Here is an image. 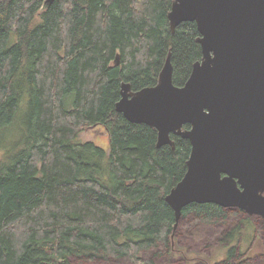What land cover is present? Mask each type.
I'll list each match as a JSON object with an SVG mask.
<instances>
[{"label": "trees", "instance_id": "trees-1", "mask_svg": "<svg viewBox=\"0 0 264 264\" xmlns=\"http://www.w3.org/2000/svg\"><path fill=\"white\" fill-rule=\"evenodd\" d=\"M171 2L0 0V131L27 98L19 149L0 165V264H153L143 255L172 250L183 219L213 225L245 214L191 203L175 225L164 198L186 171L189 142L171 136L174 150L156 148L154 129L115 110L121 83L156 85L169 54L177 87L201 60L194 23L169 31ZM90 128L107 132L108 152L78 141ZM240 228L218 240L228 264H243Z\"/></svg>", "mask_w": 264, "mask_h": 264}, {"label": "water", "instance_id": "water-1", "mask_svg": "<svg viewBox=\"0 0 264 264\" xmlns=\"http://www.w3.org/2000/svg\"><path fill=\"white\" fill-rule=\"evenodd\" d=\"M167 22L171 33L196 25L201 60L177 87L169 54L155 86L121 83L115 110L154 129L156 148L189 142L185 174L164 198L176 224L191 203L264 220V0H172Z\"/></svg>", "mask_w": 264, "mask_h": 264}, {"label": "rangeland", "instance_id": "rangeland-1", "mask_svg": "<svg viewBox=\"0 0 264 264\" xmlns=\"http://www.w3.org/2000/svg\"><path fill=\"white\" fill-rule=\"evenodd\" d=\"M37 20V19H36ZM26 96L20 101V112L14 122L0 131V165L14 147L20 145L21 122L19 117L26 109ZM73 95L67 96L65 105L72 103ZM71 107V105H68ZM79 142L92 141L94 145L108 152L109 140L103 128H90L79 134ZM249 218L247 222L246 219ZM245 221V222H243ZM240 225L238 261L243 264H264V221L258 216L239 214L230 216L224 222L204 225L192 216L179 222L172 240V250L159 248L143 255L153 260V264H228L226 261L228 247L218 240L229 228ZM234 262V261H233ZM73 264H132L128 260L86 261L76 258Z\"/></svg>", "mask_w": 264, "mask_h": 264}, {"label": "bare ground", "instance_id": "bare-ground-1", "mask_svg": "<svg viewBox=\"0 0 264 264\" xmlns=\"http://www.w3.org/2000/svg\"><path fill=\"white\" fill-rule=\"evenodd\" d=\"M155 86V85H154ZM185 174V173H184ZM246 214V213H245ZM247 215V214H246ZM262 219V218H261ZM263 220V219H262ZM264 221V220H263ZM175 225H177V224H175Z\"/></svg>", "mask_w": 264, "mask_h": 264}]
</instances>
